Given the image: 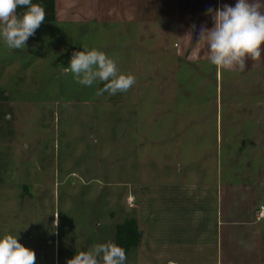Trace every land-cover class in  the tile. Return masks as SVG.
Masks as SVG:
<instances>
[{"label": "rangeland", "instance_id": "1", "mask_svg": "<svg viewBox=\"0 0 264 264\" xmlns=\"http://www.w3.org/2000/svg\"><path fill=\"white\" fill-rule=\"evenodd\" d=\"M160 13L151 31L143 21L61 20L42 23L23 50L0 39V143L11 142L0 146V238L18 235L36 264H67L114 242L117 225L156 207L154 190L206 185L214 198L218 186L227 203L236 192L253 210L264 205V46L245 71H218L208 54L192 62L179 53L183 22ZM84 47L106 53L136 84L97 95L102 82L77 83L64 68ZM234 208L237 219L252 217Z\"/></svg>", "mask_w": 264, "mask_h": 264}, {"label": "crops", "instance_id": "2", "mask_svg": "<svg viewBox=\"0 0 264 264\" xmlns=\"http://www.w3.org/2000/svg\"><path fill=\"white\" fill-rule=\"evenodd\" d=\"M237 2L238 0H54V22L103 20L136 24L139 27V23L143 21L141 29H148L149 23L156 22V14H161V8H164L165 22H183L181 35L184 46L179 53L189 59L195 58L188 59L194 62L201 61L202 54L207 57L206 46L197 43L200 28H208V21L212 20L208 9H220L224 5L234 7ZM3 145L10 146L11 142L0 143V146ZM171 187L174 188L175 185L172 184ZM250 191L252 190L242 191L241 196L246 198ZM226 197L228 194L217 186L213 198L206 185L198 191L174 189L172 195L170 191H151L150 206L156 204V207L146 210V218L130 220L135 223L139 239L126 256L127 260L135 259L139 262L126 261V264H264V235L259 227V223L264 220V205L260 203L259 208L253 210L254 205L237 201L236 192L230 195L228 203L224 200ZM255 198L253 195L252 199L258 204ZM136 202L138 204L137 199ZM238 203L244 205V209L253 210L251 218L248 219L245 215L239 220L235 217L234 207ZM138 205L141 206V202ZM140 206L135 208L130 203L128 208L137 209ZM223 242L231 248L229 253L224 252ZM253 257L255 259L252 260Z\"/></svg>", "mask_w": 264, "mask_h": 264}, {"label": "clouds", "instance_id": "3", "mask_svg": "<svg viewBox=\"0 0 264 264\" xmlns=\"http://www.w3.org/2000/svg\"><path fill=\"white\" fill-rule=\"evenodd\" d=\"M18 6L26 7L23 15ZM214 27L202 26L198 43L207 48L208 61L217 70H246V60H261L264 46V0H238L234 7L224 5L220 9H208ZM46 10L32 0H0V39L11 50H23L46 19ZM191 36V33H189ZM74 80L82 86L91 87L103 83L97 95H116L128 92L136 77L120 71L117 62L97 49L72 53L70 66ZM59 225V215L53 222ZM123 247L114 242L95 244L87 251H79L67 264H126ZM0 264H36V253L19 242L18 235L6 234L0 238Z\"/></svg>", "mask_w": 264, "mask_h": 264}, {"label": "trees", "instance_id": "4", "mask_svg": "<svg viewBox=\"0 0 264 264\" xmlns=\"http://www.w3.org/2000/svg\"><path fill=\"white\" fill-rule=\"evenodd\" d=\"M32 2L42 5L46 10L47 16L43 23L54 22V0H32ZM24 11H26V7L18 6L17 13L19 15L22 16ZM2 99H4L3 92L0 93V100ZM138 239L139 235L137 234V230L135 229V223L133 221L117 225L114 243L123 247L126 251V255L128 251L136 244Z\"/></svg>", "mask_w": 264, "mask_h": 264}]
</instances>
